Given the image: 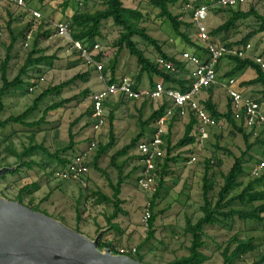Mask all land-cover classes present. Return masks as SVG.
Returning <instances> with one entry per match:
<instances>
[{"label":"rangeland","instance_id":"374dc122","mask_svg":"<svg viewBox=\"0 0 264 264\" xmlns=\"http://www.w3.org/2000/svg\"><path fill=\"white\" fill-rule=\"evenodd\" d=\"M170 1L172 2L169 4L170 12L183 22L180 32L187 34L191 42L196 44V30L192 25L189 7H196L207 0ZM65 3H67V8ZM123 3L125 7L138 8L144 16L139 27L145 28L147 34L158 43L167 55L184 64L182 68L176 69L177 73L173 75L179 80L184 79L191 69L182 61L181 57L186 52L191 54L196 53L197 50L184 42L173 31L170 23L160 18L159 11L152 8L146 0H123ZM104 6L105 0H45L43 2L26 0V7L22 9L9 6L0 8V67L5 59L11 37L17 39L7 69L9 80H13L18 75L36 40H38L39 50L45 56L56 57L51 66L39 65L30 68L28 73L23 76V85L3 97L4 111L0 115L1 120L22 114L47 88L57 86L74 76L88 73L86 81L77 80L62 90L60 95H52L43 100L37 110L26 120L30 124L43 120L41 124L34 127L12 125L4 129L0 128V168H13V172L19 169L16 174L5 173L0 177V195L7 200L17 201L18 196L22 194L24 206L37 209L38 212L61 221L73 230L78 229L80 233L87 235L92 240L102 230L100 239L106 244H111L116 253L122 248L127 250L136 248L137 251L134 255H140L143 258V263L171 264L174 260L189 255L188 249L192 238L186 232V220L189 219L194 224L203 216L201 211L203 205L202 185L207 160L212 162L208 177L214 184L213 191L209 196L216 201L219 189L223 185V175L232 167L236 158L247 152L242 135L231 125L223 124L210 129V137L204 144L203 150H193L191 147H187L171 152L169 158L174 160L168 163V169L163 179L164 185L155 200L153 210L151 211L149 207L150 214L153 213L156 216L154 238L151 240H146L148 224L143 221V216L145 210L150 206L157 188L144 191L138 186L137 178L140 167L136 160V149L116 161L117 165L123 166V175L126 177V184L122 186L120 194L125 215H118L116 219H113L111 227L107 224V218L111 216L113 207L106 203L97 204L94 193L100 191L106 196L112 197L113 191L109 182L116 184L119 175L118 170L111 164V157L124 146V139H122L124 135L126 141L138 136L140 123L135 110L142 106L140 116L145 121L160 106L161 102L145 100L140 103L142 105L139 107L137 102L133 101H122L119 104L117 121H120L118 123H120L121 132L118 135V141H121L122 144L118 145L116 142L98 162L99 168L106 172L108 179L92 166L99 146L109 143L111 112L108 109L105 111L106 125L101 129L105 131L99 139L94 140L96 149L91 155L92 160L89 163L86 187L74 180L56 181L52 175L53 169L57 167L56 162L40 154L24 159H32L36 162L32 169L21 167L17 157L12 155L13 152L21 153L31 144H41L50 152L61 150L69 143L70 128L76 140L74 154L87 148L90 139L94 138L91 133L92 122H90L92 119L91 96L101 88L99 74L83 63L71 48L69 41L57 34L55 24L69 21L75 11L94 13L102 10ZM251 8L263 16L264 0H247L233 10L240 9L247 12ZM33 12H37L40 16H33ZM229 16H231V11L227 9L223 11L210 10L207 22L209 32L223 24ZM255 28L254 18L240 20L236 28L229 34H220L213 37V40L220 44L239 42ZM30 30L32 31L30 43L28 47H25L24 36ZM120 32L121 29L115 26L111 20L103 22L102 36L96 39L103 54L101 64L107 69L109 64L115 60V77L128 76L137 84L139 68L135 58L131 57L125 49L117 52L115 46ZM133 41L148 60L156 62L159 55L151 45L137 37ZM249 41L257 53L264 50L263 34L256 35ZM200 52L203 53V51ZM225 62L222 63L223 68L218 72L223 78L229 70L227 61ZM253 75L254 72L247 71L242 80H248ZM109 77H111V72L107 70L106 79L108 80ZM39 79L42 80L38 82V87L32 92L29 91L28 84ZM159 82H162L159 76L152 74L150 78L145 73L139 80V87L140 89H151L153 84ZM258 90L260 87H252L247 90L246 95L260 102L264 108V97L257 93ZM75 97L78 99H73L58 109L49 111L44 117L45 110L50 106ZM197 99L201 100V95ZM188 121L189 118L186 117L177 119L173 123L172 145L182 138ZM153 124L149 125L150 130L153 129ZM256 139L257 137L254 136L249 139V142L254 145L247 154L244 153V172L239 177L240 187L233 191L229 197L239 194L243 188L254 181L251 169L258 160L264 158V145L257 143ZM72 155L70 152L68 159ZM165 155L166 152L162 165ZM194 155L197 161L189 164L190 158ZM33 184L38 185L37 190H34ZM263 189L264 181L261 184H254V190L262 191ZM258 204L260 203H255V205ZM231 207L236 210L246 209L238 202ZM204 232V247L200 252L207 257V261L203 264H223V251L233 237L238 240L252 239L254 250L235 259L232 264H258L257 262L264 256V222L241 221L235 218L225 226L206 227ZM236 245L237 243L234 242L230 246V251H233Z\"/></svg>","mask_w":264,"mask_h":264},{"label":"trees","instance_id":"16d2710c","mask_svg":"<svg viewBox=\"0 0 264 264\" xmlns=\"http://www.w3.org/2000/svg\"><path fill=\"white\" fill-rule=\"evenodd\" d=\"M41 2L45 0H40ZM209 1V0H207ZM146 2L154 9L159 11V17L168 21L173 29V31L187 44H190L191 47H194L197 51L196 53H192L196 56L205 58V49L202 44L199 43L196 37V44L191 42L188 35L180 32V27L183 25L181 21H179L178 16H174L169 10V4L172 3L170 0H146ZM65 7L67 8V3H65ZM4 6L14 7L10 4H5ZM226 9H219V11H223ZM231 11V16L227 18V20L219 25L214 30L210 31V36L213 40V37H216L220 34L227 35L233 29L236 28L237 23L240 20H247L249 18H254L256 22V28L250 32L244 39L239 42L228 43V46L237 45L240 46L242 44L249 43L250 39L256 35L263 34L264 35V15H260L255 9L251 8L249 11L244 12L240 9L233 10L227 9ZM191 12V10H190ZM143 14L138 8H128L124 6L123 0H105V6L102 10L95 11L94 13L83 12V11H75L70 16L69 21H65L69 24L70 36L74 41H81L87 44H93L96 42V39L101 38V28L102 24L105 21L111 20L113 24L121 29L120 36L118 40L115 42V46L117 48V52L125 49L128 51L129 55L135 58L137 66L139 68L137 84L134 83V88H139V80L143 74H148L151 78L152 74L159 76L162 79V83L167 86L171 85L168 88L179 90L181 92H186L189 90L191 86L190 81H182L174 77V74L165 73L161 66H159L156 62H151L148 58L145 57L144 53L137 47L136 42L133 41L135 37L140 38L144 42L151 45L159 55V58L166 60L170 63L175 69H180L184 66L183 63L178 62L175 58L167 55L162 48L158 45V43L149 36L145 30V28H140L139 23L143 19ZM194 26V24H192ZM28 31V30H27ZM27 32L25 34L26 39ZM17 42L15 37H11V42L9 47L7 48L6 56L4 61L1 63L0 72H1V82L2 87L0 88V115L4 111L3 97L10 93L13 89L23 85V76L28 73V70L32 67L39 65H48L51 66L56 60L54 56H45L41 50L38 48V40H36L32 46L31 52L28 54L25 63L20 69L18 75L13 79L9 80L7 78V69L11 60V52L12 49ZM216 43V42H214ZM251 43V42H250ZM200 51H203L200 52ZM264 55V50L260 53ZM102 52L95 57V60L101 63ZM229 65V70L225 74L226 80L234 79L236 81V89L242 93L244 96L248 89L252 87H260L258 90V94L264 97V72L251 60L249 59H238V58H226ZM223 61V60H221ZM115 60L111 62L107 69L103 66V76L106 77V71L111 72V77H109V83H113L117 80L115 77ZM254 72L253 77L248 80H242L245 76L246 72ZM87 74L77 75L71 78L70 80L63 82L57 86H52L47 88L34 102L33 105L25 110L22 114L18 116H10L4 120L0 118V128L4 129L8 126L12 125H24L28 127H34L36 125L41 124L43 120L37 123H27L26 120L29 116H31L38 108V105L45 100L47 97L52 95H60L62 90L72 85L77 80L86 81ZM30 84H28L29 88ZM155 84L152 85V88ZM166 87V88H167ZM214 88V87H212ZM209 88V91L212 90ZM204 91V90H203ZM200 95V94H199ZM198 95V96H199ZM197 96V97H198ZM79 97V96H77ZM77 97L71 98L69 100H64L60 103H56L49 108H47L44 112V117L49 113V111L56 110L60 106L65 103H69L73 101V99H78ZM251 98V96H249ZM253 99V98H252ZM257 101V100H256ZM161 102L160 106L151 114V116L147 120H142L140 118V133L137 137H135L128 145L124 146L122 149L117 151L111 157V164L118 170V180L116 184H112L109 182V186L113 191L112 197L106 196L105 194L97 191L94 193L96 197V203H106L113 207V212L110 217L107 218V224L111 227V221L116 219L118 215H125L124 210L122 209L123 201L120 199L121 189L126 181V177L123 175V166L117 165L116 161L118 158L126 156L133 149L137 148L138 143L145 137L148 132H151L153 129H149V125L154 123L159 117H161L167 106L168 102L165 100L159 101ZM200 105L210 114V116L221 126L223 124L231 125L239 134L242 135L247 152L253 148L254 144L249 142V139L253 137L252 132H248L242 122L235 121L233 117V111L231 107V102L229 100L227 110L225 112H220L217 109L216 104L212 102V99L208 97L205 100H199ZM189 121L185 126L184 134L182 138L175 144H171V136H172V127L173 123L177 120L176 117L172 119L169 124L168 132L164 136L165 141V152L166 157L164 160V164L160 165V180L158 185L156 186V191L153 196V199L150 203V210L152 211L154 208V203L157 197L159 196V191L164 185L163 179L168 169V163L174 159L169 158L171 152L176 149H184L187 147H191L195 150V137L193 136V130L196 125V119L193 113H189ZM113 116H110V134H109V143L104 146H99V149L95 155L92 166L94 169L108 179L106 172L99 168L98 162L99 159L105 155L109 149H111L115 145V138L113 134ZM69 143L66 147L61 150H57L55 152H50L45 146L41 144H31L28 147L24 148L21 153L13 152L12 155L17 157L18 162L21 167H26L28 169H32L33 166L36 165V162L32 159L24 160L28 157H31L35 154H40L43 157L51 161L56 162V168L53 169L52 172L61 168L64 169L68 163V154L71 152L74 154L75 147V136L72 133L70 128L69 130ZM256 142L264 145V137L260 134L256 136ZM223 150V149H222ZM226 151V150H223ZM247 152H244L247 154ZM236 158L232 167L228 170L226 174L223 175V185L219 189L217 194V199L214 201L210 198V192L213 191V182L208 177L209 169L212 167V162L207 160L205 165V174L203 176V185H202V198L203 205L201 207V211L203 216L196 222L192 223L189 219L186 220V232L191 236V245L189 247V255L185 257H181L179 259L174 260L171 264H203L207 261V257L200 252V250L204 247V236H205V228L206 227H215V226H225L228 225V222H232L235 218H238L241 221H257L264 222V189L262 191L254 190V184H261L264 181V173L259 178H254V181L249 183L241 192L235 196H231V193L237 190L240 187L239 177L244 172L243 160L245 154ZM136 160L138 161V156L136 155ZM259 161V160H258ZM257 161V162H258ZM220 165V163H218ZM19 169L15 170L11 174H16ZM34 190L38 189L37 184H33ZM22 194H20L17 198L21 204L22 202ZM229 197V198H228ZM241 203L246 207L245 210H236L231 206L234 203ZM260 203L255 205V203ZM37 211V209H32ZM150 211V212H151ZM38 212V211H37ZM45 214V213H44ZM47 215V214H46ZM156 220V216L151 213L149 222H148V236L146 240H151L154 238V223ZM230 226V225H229ZM76 231L79 232L78 229ZM236 242L237 245L233 251H230V246ZM252 239L246 240H238L236 237L230 239L227 247L223 251V264H232L235 259H238L247 253L254 250V246L252 244ZM99 248H110L114 253H116L115 248L111 244H106L100 239ZM117 254V253H116ZM133 259L143 262V258L140 255H129ZM258 264L264 263V256L260 258L257 262Z\"/></svg>","mask_w":264,"mask_h":264},{"label":"built area","instance_id":"2783aa9c","mask_svg":"<svg viewBox=\"0 0 264 264\" xmlns=\"http://www.w3.org/2000/svg\"><path fill=\"white\" fill-rule=\"evenodd\" d=\"M247 0H215L206 1L196 7H189L192 15V22L196 30V37L205 49V58L190 53L182 55V61L191 69L188 74V81L191 86L188 91L166 88L162 83H156L153 88L135 89L134 82L128 76H122L115 82L109 83V79L103 76V65L95 60L99 54L100 45L95 42L87 44L81 41H74L70 36L69 24L60 22L55 24L57 34L69 41L71 48L78 54L83 63L93 68L99 74L101 88L91 96L92 102V130L100 131L106 125L105 103L112 96H120L129 101H155L165 100L168 106L164 114L154 122L151 132L138 143L136 155L138 156V166L140 167L137 178L138 186L144 191H150L158 185L160 180V165L164 159L165 141L164 136L168 132L170 122L174 117L184 119L193 113L196 119V125L193 130L195 137V149L203 150L204 144L208 141L210 129L216 128L219 124L210 116V114L200 105L197 96L203 91L212 87L221 86L226 92L233 111L235 121L242 122L248 132L253 136L262 135L264 137V108L260 102L248 96H244L236 89L234 79L225 80L221 83L218 78V65L221 60L226 58L249 59L253 61L264 72V55L257 53L252 43L242 44L240 46L214 43L211 39L208 29V17L212 9H234L244 4ZM10 4L16 8H25L26 0H0V8ZM33 16L39 17L37 12ZM1 35V34H0ZM32 31L26 35L24 46L28 47ZM156 63L161 66L165 73L176 74L177 70L166 60L158 58ZM42 79L32 82L28 88L34 91L38 87V82ZM96 149V142L90 141L87 148L73 154L68 159L67 166L64 169H57L52 172L56 181H77L83 187L87 186V175L89 173V163L92 160L91 155ZM197 161L196 156H192L189 164ZM264 173V158L260 159L251 169L252 178H259ZM149 206L145 210L143 221L148 224L150 219ZM137 249H120L117 254L123 256L134 255Z\"/></svg>","mask_w":264,"mask_h":264},{"label":"water","instance_id":"95a60500","mask_svg":"<svg viewBox=\"0 0 264 264\" xmlns=\"http://www.w3.org/2000/svg\"><path fill=\"white\" fill-rule=\"evenodd\" d=\"M0 168V177L13 172ZM95 239L0 195V264H146L99 248Z\"/></svg>","mask_w":264,"mask_h":264},{"label":"crops","instance_id":"0c3cea01","mask_svg":"<svg viewBox=\"0 0 264 264\" xmlns=\"http://www.w3.org/2000/svg\"><path fill=\"white\" fill-rule=\"evenodd\" d=\"M226 63L225 62V60H223V61H221L220 63H219V65H218V72L223 68L222 67V63ZM227 65H228V63H227ZM223 66H224V64H223ZM228 67H229V65H228ZM187 78H188V75L184 78V79H182V81H188L187 80ZM218 78H219V81L221 82V83H223V82H225V80H226V78H223L222 76L220 77V74L218 73ZM118 79V78H117ZM139 89H140V87H139ZM200 95H201V100H205V99H207L208 97H210L211 99H212V102L214 103V104H216V106H217V109H218V111H220V112H225L226 110H227V106H228V103H229V98H228V96H227V94H226V92L224 91V89L221 87V86H218V87H214V88H212V90L211 91H209V89H207V90H204V91H202L201 93H200ZM199 95V96H200ZM122 101H124V102H132V101H129V100H124V99H122L120 96H112V97H110L107 101H106V103H105V111H107V109L108 110H110V112H111V114H110V116H113V119H114V121H113V131H114V138H115V143L116 142H118V145H121L122 144V142L121 141H118V135L120 134V128H119V124L120 123H118V122H120V121H117V112H118V107H119V104L122 102ZM133 102H137V105H138V107H139V105H142V104H140V103H143V101H133ZM141 107L142 106H140V108H137L138 110H135L136 112L135 113H137L138 114V116H139V120H140V118H141V114H142V109H141ZM225 107V108H224ZM224 109H226V110H224ZM129 111V113H130V110H128ZM92 114V113H91ZM130 115H131V113H130ZM91 121L90 122H92V119H90ZM143 120V119H142ZM92 125V124H91ZM92 129V128H91ZM91 131V130H90ZM103 131H105V130H103ZM103 131L101 130L100 132H94L93 130L91 131V133H92V135L94 136V138L92 137L91 139H90V141H94L95 139H99L100 138V135H102L103 134ZM141 131V130H140ZM140 131H139V133H140ZM138 133V134H139ZM137 134V135H138ZM135 138V137H134ZM133 137L131 138V139H129V141H126L125 140V135L122 137V139H124V146H126V145H128L133 139H134ZM76 141V140H75ZM123 146V147H124ZM87 147V146H86ZM122 147V148H123ZM122 148H120V149H122ZM84 149V148H83ZM119 149V150H120ZM118 150V151H119ZM124 184H126V181L124 182ZM123 184V185H124ZM121 192H122V189H121Z\"/></svg>","mask_w":264,"mask_h":264}]
</instances>
